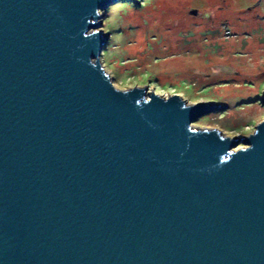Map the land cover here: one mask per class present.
<instances>
[{
  "label": "water",
  "instance_id": "water-1",
  "mask_svg": "<svg viewBox=\"0 0 264 264\" xmlns=\"http://www.w3.org/2000/svg\"><path fill=\"white\" fill-rule=\"evenodd\" d=\"M121 1L0 0V264H264V120L225 137L192 124L227 106L114 87Z\"/></svg>",
  "mask_w": 264,
  "mask_h": 264
},
{
  "label": "rangeland",
  "instance_id": "rangeland-1",
  "mask_svg": "<svg viewBox=\"0 0 264 264\" xmlns=\"http://www.w3.org/2000/svg\"><path fill=\"white\" fill-rule=\"evenodd\" d=\"M100 15V64L117 89L227 106L192 124L225 137L264 120V0L121 1Z\"/></svg>",
  "mask_w": 264,
  "mask_h": 264
},
{
  "label": "crops",
  "instance_id": "crops-1",
  "mask_svg": "<svg viewBox=\"0 0 264 264\" xmlns=\"http://www.w3.org/2000/svg\"><path fill=\"white\" fill-rule=\"evenodd\" d=\"M181 95V94H180Z\"/></svg>",
  "mask_w": 264,
  "mask_h": 264
}]
</instances>
